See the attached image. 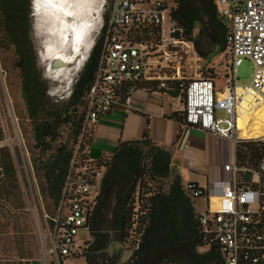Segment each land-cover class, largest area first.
<instances>
[{
	"label": "built area",
	"instance_id": "2783aa9c",
	"mask_svg": "<svg viewBox=\"0 0 264 264\" xmlns=\"http://www.w3.org/2000/svg\"><path fill=\"white\" fill-rule=\"evenodd\" d=\"M180 0H109L101 29L100 59L84 97L85 121L54 214L46 216L45 250L59 264L84 258L91 239L102 181L112 155L90 158L86 136L103 117L130 108L139 91L184 96L185 126H191L236 145V161L225 165L230 178L206 187L184 184L195 199L207 204L198 213L201 233L219 246L224 264H264V137L239 136V107L246 95L264 98V0H216V13L227 27V72L224 84L217 79L188 78L184 62L197 52L194 38L173 19ZM244 60L253 64L248 86L238 84L237 69ZM215 68V66H211ZM7 96L0 84V108ZM8 109L10 106L8 104ZM218 112L225 117L219 118ZM251 142V143H250ZM140 203L135 200L129 252L118 264H128L141 245ZM88 237L80 240V232Z\"/></svg>",
	"mask_w": 264,
	"mask_h": 264
},
{
	"label": "trees",
	"instance_id": "16d2710c",
	"mask_svg": "<svg viewBox=\"0 0 264 264\" xmlns=\"http://www.w3.org/2000/svg\"><path fill=\"white\" fill-rule=\"evenodd\" d=\"M29 7V0H0V55L6 47H15L22 95L33 126L34 147L42 155L54 150L43 164L42 176L45 194L56 206L85 121L84 97L99 63L103 38L99 36L95 42L67 107L47 111V87L34 62ZM172 17L185 29L186 38H193L194 31L198 30L194 41L203 59L215 47L226 52L227 27L217 16L216 0H180ZM166 93L179 96L184 104L180 92ZM174 119L185 126L183 113ZM63 127L71 130V144L61 140ZM91 138L92 131L86 136L87 144H91ZM171 165V152L152 142L147 134L141 140L119 145L102 181L87 264L119 263L120 255H110L109 246L117 242L126 250L124 243L132 226L136 198L140 213H144L139 221L142 238L139 250L128 264H224L219 246L201 233L194 207L197 201L190 196L181 177L174 175ZM169 178L173 180L166 184Z\"/></svg>",
	"mask_w": 264,
	"mask_h": 264
},
{
	"label": "rangeland",
	"instance_id": "374dc122",
	"mask_svg": "<svg viewBox=\"0 0 264 264\" xmlns=\"http://www.w3.org/2000/svg\"><path fill=\"white\" fill-rule=\"evenodd\" d=\"M108 3L109 0H104L101 22L91 35L94 45L101 35ZM29 5L30 38L34 62L47 87L45 109L47 111L62 110L67 107L74 86L85 65L81 71L73 72L68 78L55 74L58 70L43 55L46 34L37 30L33 0H29ZM228 60L226 52L222 53L219 47H215L205 59L199 54H193L192 59L187 63L184 62L183 70L188 78L197 77L200 74L216 78L218 79L217 86L221 88L224 84ZM17 61L15 47L9 46L2 51L0 84L4 87L7 99L0 108V264H32L34 262L59 264L54 257L49 256L44 247L46 216L54 214L55 205L45 194L42 173L44 162L51 157L54 150L42 155L34 147L33 126L22 95V76L16 67ZM213 65L215 68L211 67ZM253 73L252 62L244 60L237 69L238 84L250 85ZM218 117L224 118L225 115L223 112H218ZM61 131V140L69 141L71 144L73 140L71 130L63 127ZM172 180L169 178L165 183L169 184ZM195 207L201 214L206 211L207 204L205 201L197 200ZM109 219L110 216L107 217V220ZM87 237L86 231L80 232V240H85ZM92 241L91 236L84 250L85 259L80 258L75 261V264H87L86 256L91 254L89 244ZM108 252L110 255L119 254V262L129 255V252L117 242L110 244Z\"/></svg>",
	"mask_w": 264,
	"mask_h": 264
},
{
	"label": "crops",
	"instance_id": "0c3cea01",
	"mask_svg": "<svg viewBox=\"0 0 264 264\" xmlns=\"http://www.w3.org/2000/svg\"><path fill=\"white\" fill-rule=\"evenodd\" d=\"M182 112L179 96L139 91L129 109L113 111L94 125L90 158L112 155L121 143L141 140L147 134L152 142L171 152L173 173L184 184L206 187L209 182L230 178L224 167L236 161L235 143L191 126H180L174 118Z\"/></svg>",
	"mask_w": 264,
	"mask_h": 264
},
{
	"label": "bare ground",
	"instance_id": "6f19581e",
	"mask_svg": "<svg viewBox=\"0 0 264 264\" xmlns=\"http://www.w3.org/2000/svg\"><path fill=\"white\" fill-rule=\"evenodd\" d=\"M104 0H35L37 30L46 34L43 55L60 77L81 71L92 51L91 35L101 22ZM239 136L264 137V98L244 97L239 107Z\"/></svg>",
	"mask_w": 264,
	"mask_h": 264
},
{
	"label": "water",
	"instance_id": "95a60500",
	"mask_svg": "<svg viewBox=\"0 0 264 264\" xmlns=\"http://www.w3.org/2000/svg\"><path fill=\"white\" fill-rule=\"evenodd\" d=\"M33 5H34V8H35V0H33Z\"/></svg>",
	"mask_w": 264,
	"mask_h": 264
},
{
	"label": "snow or ice",
	"instance_id": "6c2138e0",
	"mask_svg": "<svg viewBox=\"0 0 264 264\" xmlns=\"http://www.w3.org/2000/svg\"><path fill=\"white\" fill-rule=\"evenodd\" d=\"M49 2H51V0H49Z\"/></svg>",
	"mask_w": 264,
	"mask_h": 264
}]
</instances>
